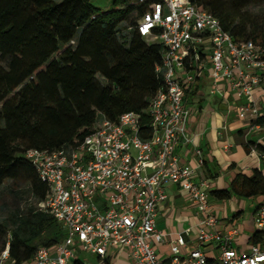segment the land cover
<instances>
[{
	"label": "built area",
	"instance_id": "obj_1",
	"mask_svg": "<svg viewBox=\"0 0 264 264\" xmlns=\"http://www.w3.org/2000/svg\"><path fill=\"white\" fill-rule=\"evenodd\" d=\"M136 29L147 42L162 46L155 66L162 85L146 111L150 137H140V116L127 112L115 123L102 119L75 148L26 151L25 159L48 187L40 210L60 225L64 237L52 250L39 248L25 264H71L77 249L102 259L123 251L129 264H264V205L254 213L258 243L247 253L236 251L231 240L238 231L231 228L218 256L206 258L200 247L219 239L217 220L207 212V184L195 182L194 171L180 165L175 154L178 145L189 142L187 98L207 66L214 88L224 81L244 99L239 117L247 111L258 117L252 92L264 85V49L235 42L215 17L188 0H152ZM194 156L201 164L199 149ZM169 185L183 190L202 217L196 224L198 247L181 254L186 231L173 241L164 262L155 253L165 237L156 218ZM0 264H13L8 243L0 250Z\"/></svg>",
	"mask_w": 264,
	"mask_h": 264
},
{
	"label": "trees",
	"instance_id": "obj_2",
	"mask_svg": "<svg viewBox=\"0 0 264 264\" xmlns=\"http://www.w3.org/2000/svg\"><path fill=\"white\" fill-rule=\"evenodd\" d=\"M188 2L215 17L235 42L264 49V0ZM150 3L111 0L109 9L100 10L90 0H0V185L9 180L26 186L43 201L48 187L26 151L75 148L102 119L115 123L136 113L140 137H150L146 111L162 85L155 72L162 46L136 29ZM252 124L264 127V117ZM231 193L264 196V177L257 170L250 177L238 174L230 191L211 194L225 199ZM63 237L60 225L41 210L0 221V250L8 243L13 264L29 262L41 247L52 250ZM260 239L255 231L252 243Z\"/></svg>",
	"mask_w": 264,
	"mask_h": 264
},
{
	"label": "crops",
	"instance_id": "obj_3",
	"mask_svg": "<svg viewBox=\"0 0 264 264\" xmlns=\"http://www.w3.org/2000/svg\"><path fill=\"white\" fill-rule=\"evenodd\" d=\"M262 88L264 85L252 92L258 117H264ZM193 92L187 98L190 107L186 131L189 142L178 145L175 154L180 165L194 171L195 182L207 184V212L217 220L215 231L219 239L200 248L212 261L218 256L224 235L231 228L238 231L231 240L232 248L247 253L253 245L254 213L258 206L264 205V196L242 198L231 193L228 198L218 199L211 193L230 191V184L238 174L250 177L257 170L264 177V127L252 124L256 117L249 111L239 117L240 109L245 106L244 99L224 81L214 88L209 66L200 73ZM195 149L201 152V164L194 156ZM166 194L168 198L158 206L156 218V229L164 234V242L155 245L157 258L164 262L171 256L173 241L186 231L181 254L184 256L198 247L196 224L202 217L189 196L177 186H167ZM74 261L80 264H129L123 251H112L102 259L77 249L71 264Z\"/></svg>",
	"mask_w": 264,
	"mask_h": 264
},
{
	"label": "rangeland",
	"instance_id": "obj_4",
	"mask_svg": "<svg viewBox=\"0 0 264 264\" xmlns=\"http://www.w3.org/2000/svg\"><path fill=\"white\" fill-rule=\"evenodd\" d=\"M110 1L90 0V3L100 10H107L110 8ZM261 4H257L253 9L257 12ZM122 30L127 37L130 35V31L126 28L122 27ZM40 209L39 202L34 199L26 186L13 185L9 180L0 185V221H7L13 215L24 216L28 211H39Z\"/></svg>",
	"mask_w": 264,
	"mask_h": 264
}]
</instances>
